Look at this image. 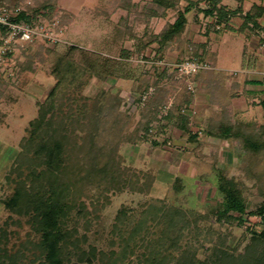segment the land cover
I'll list each match as a JSON object with an SVG mask.
<instances>
[{"label": "rangeland", "instance_id": "rangeland-1", "mask_svg": "<svg viewBox=\"0 0 264 264\" xmlns=\"http://www.w3.org/2000/svg\"><path fill=\"white\" fill-rule=\"evenodd\" d=\"M26 1L27 3L32 1L34 4L40 2ZM57 1L53 17L40 14L36 17L40 18L37 22H43L48 26L53 39L38 36L33 40H18L12 43L11 48L7 50L12 52L8 61L12 63L0 67V230L3 227L7 229L8 239L3 246L12 251L28 239L41 238L40 233L34 230L29 221L31 216L14 211L8 197L15 191L13 178H16V172L11 173V169L22 149L20 140L28 134L29 121L37 115L38 99L45 98L56 82L53 75L56 52L64 50L70 44H76L90 52L97 51L120 57L121 44L115 41L114 35L118 20L125 10L117 8L118 0ZM136 1L144 3L151 0ZM188 1L179 0L178 8H169L165 17L151 19L148 26L144 23L135 24L134 33L137 36L143 35L141 36L143 41H149L152 33L159 32L167 22L174 21L178 9H183ZM253 1L259 0H246L244 10L249 9ZM222 3L232 9L239 5L237 0H222ZM205 5L206 1L202 0L187 13L188 25L183 38L175 40L167 48L165 56L161 58L163 62L158 64L159 67L153 63L159 58L149 60L145 59V56L142 57L145 53L154 56L156 42L142 50L140 54L133 53L128 58L120 59L122 66L135 75L140 73L139 69L145 72L154 70L153 67L158 70L168 67L166 76L168 78L160 80L166 100L158 111V123L164 122L169 110L173 106L176 107L174 104L191 90L186 81L177 74V70H174L179 45L184 47L186 54H190L194 42L209 41L210 50L219 57L218 65L211 64V68L217 71L216 79L219 80L220 88L215 91L220 96L214 91L213 98L211 97L205 87L207 78L200 80L192 91L194 100L190 104L188 126L191 133H197V137L191 138L188 132L176 127H167L163 130L153 127L145 137H141L143 127L139 128L138 134L135 132L148 119L147 101L154 86L152 89L149 87L151 91L143 92L140 81L137 82L134 78L100 80L95 76L82 91L84 95L90 96L91 101L96 96L102 98L107 93L121 95L123 100L118 110L122 117L121 121L111 125L107 115L104 116L96 140L100 144L120 143L119 153L123 166L136 174L130 175L131 179L139 177L141 183L145 181L146 174L154 176L149 190L143 192L132 191L129 188L121 191L110 190L107 191L108 200L101 195V184L97 181L85 187L82 199L91 213L83 216L75 209L71 212L67 224L68 227L77 229L75 235L84 232L87 234V241L82 243L84 248L94 244L106 252H110L111 249L119 251L122 247L121 232L118 230L120 227L126 237L137 229L134 235L138 240L142 235L154 239L168 233L170 237L179 235L181 238L178 249L173 252L175 259L168 263L175 264L176 258L186 247H190V250L195 252V257L202 260L210 257L213 247L217 245L225 247L234 255L247 254L251 250L248 247L252 240V230L261 231L263 228L261 217L257 214L245 215L244 222H240L238 219L220 220L211 212V207L222 199V193L218 188L220 172L237 182L249 208L260 205L264 200L261 193L264 190V153L244 151L239 138H222L215 133H209L208 125L222 117L230 119L231 122L252 121L256 124L263 122L262 93L255 91L248 94L247 80L240 81V78L235 77L231 81L228 77H233L239 71V68L235 71L229 69L234 62L232 54L237 51L236 47H232L237 41L238 52L241 53L244 49L248 51L244 57L246 63L251 59H247V56L253 58L258 55L261 63L258 69L263 76L264 45L257 43L256 35L242 38L231 29H224L218 33L222 34L219 37L211 33V37L206 40L202 35L205 34L207 24L213 22L214 18L205 16L204 12L200 11ZM54 20H58V24L54 25ZM241 22L242 18L239 15L231 19L233 26H239ZM190 23H195L194 27L199 28L197 32L192 31ZM146 27L148 30L144 34ZM134 41L135 38H130L125 41V45L130 46ZM1 49L0 38V51ZM81 53L79 50L75 53V58L80 63L83 61ZM30 61L31 67L25 68L23 64ZM19 62L22 64L19 65ZM169 73H174V78ZM222 75L227 78L221 79ZM83 100L85 99L80 98L78 94V101L75 104L78 111L81 110ZM203 104L207 105L206 108ZM225 104L229 108V115L224 114ZM99 198L100 200L96 202L95 199ZM94 205L99 209L95 211ZM122 210H126L127 215L124 216ZM168 215L177 223L171 226L170 232L167 230ZM142 249L136 248L135 253H130L124 259L119 257L121 263L139 264L138 258L141 257L139 254ZM33 256V252L27 250V258L23 263L30 264ZM84 264H98V261Z\"/></svg>", "mask_w": 264, "mask_h": 264}, {"label": "trees", "instance_id": "trees-1", "mask_svg": "<svg viewBox=\"0 0 264 264\" xmlns=\"http://www.w3.org/2000/svg\"><path fill=\"white\" fill-rule=\"evenodd\" d=\"M201 1L189 0L183 9H178V15L174 21L167 22L159 32L152 33L151 39L145 42L141 37L143 35L137 36L134 33L135 24L144 23L148 26L151 19L165 17L169 8H178L179 0H151L144 3L136 0H118L117 8L125 10L118 20L114 35L115 41L121 44L120 57L97 51L90 52L76 44H70L64 50L56 52L53 66L56 82L45 98L38 99L37 115L29 121L28 134L20 140L22 149L16 156L11 169V173L16 172V178H13L15 191L8 197L14 211L31 216L29 221L34 230L40 233L41 238L28 239L12 251L7 246H3L8 239V232L4 227L1 228L0 264H24L27 250H31L34 254L30 264L34 262H37L36 264H84L85 262L93 263L94 260H97L98 264H122L119 257L126 258L130 253H135L136 248H143L139 254L141 256L138 258L139 264H168L175 259L173 252L179 247L181 239L179 235L170 237V234L164 233L163 236L154 239H148L142 235L138 240L134 235L137 229L133 230L132 235L126 237L120 227L118 230L121 232V249L119 251L111 249L110 252H106L98 249L94 244L84 248L82 243L87 241V234L84 232L81 235H75L77 229L68 227L67 224L71 212L75 209L83 216L91 213L85 200L82 199L88 184L96 181L101 184V195L108 200L107 191H121L129 188L132 191L143 192L149 190L154 180V176L150 174H146L145 181L141 183L139 177L131 179L130 175L136 174L129 172L128 168L123 166L119 153L120 143L100 144L96 140L104 116L107 115L111 125L121 121L122 117L118 110L123 99L118 93H107L102 98L96 96L91 101L90 96L84 95L82 91L93 77L96 76L100 80L134 78L137 82L140 81L143 92H149V87L154 86L152 95L147 101L148 119L143 126L140 125L135 130L138 134L139 128L143 127L141 137H145L153 127L161 130L176 127L188 132L191 138L197 137V133H191L188 126L191 115L190 104L194 100L193 90H188V94H184L185 97L174 104L176 107L173 106L169 110L165 116L166 121L158 123V111L166 100L160 80L168 78L166 77L168 67L160 70L153 67L154 70L145 72L139 69L140 73L135 75L122 66L120 59L128 58L133 53L140 54L153 42L157 44L156 48L153 47L154 56L145 53L142 57L145 56L144 58L149 60L164 57L167 48L175 40L183 38L188 25L187 13ZM205 1L207 5L200 11L204 12L205 16L214 18L213 22L207 24L205 31L207 36L210 31L234 29L246 38L252 35L258 36L259 43L264 45V23L261 21L264 17V0L253 1L247 10L243 7L246 0H237L239 5L233 9L223 4L222 0ZM0 4L8 6L24 4V9L12 19L32 21L40 19L36 18L38 14L53 17L58 1L40 0L34 4L32 1L27 3L26 0H0ZM235 15L242 18L238 27L231 24V19ZM147 30L146 27L144 34ZM130 38H135L136 41L126 46L125 41ZM193 45L194 48L190 54H186L184 47L179 45L180 49L176 55L177 63L186 59H196L207 61L212 65L216 64V54L210 50L209 41L194 42ZM77 50L83 55L81 63L75 58ZM247 52V49L243 50L244 57L248 54ZM5 56L11 57L12 52H5ZM248 58L252 57L248 56ZM153 63L159 67L155 61ZM21 64L19 62V65ZM31 64L30 61L23 65L29 68ZM244 64L249 66L245 61ZM174 70L176 71L177 67ZM169 75L174 78V73ZM216 75L217 71L214 68H203L193 75L196 87L200 80L207 78L205 87L212 98V92L220 88ZM261 82L264 84V79ZM78 94L80 98L85 99L80 111L75 105ZM262 95L261 104L264 106V89ZM223 111L224 114H230L226 104ZM208 132L222 138H239L244 151L264 153V120L256 124L252 121L231 122L230 119L222 117L209 123ZM218 188L222 193V199L211 207V212L218 219H238L244 222L245 215L257 214L261 217L263 228L261 231L252 230V240L248 247L251 250L247 254L234 255L225 247L217 245L213 247L210 257L202 260L195 257V252L191 251L190 247H186L185 251L176 258L175 264H264V200L255 208H249L247 199L237 182L226 177L223 172H220ZM261 193L264 195V190ZM95 200L98 202L100 198ZM98 209L99 207L94 205V210ZM122 213L124 216L127 215L126 210H122ZM170 216L168 215L167 219L168 232L171 226L177 224ZM87 224H89L88 221Z\"/></svg>", "mask_w": 264, "mask_h": 264}, {"label": "built area", "instance_id": "built-area-1", "mask_svg": "<svg viewBox=\"0 0 264 264\" xmlns=\"http://www.w3.org/2000/svg\"><path fill=\"white\" fill-rule=\"evenodd\" d=\"M23 9L24 4H17L14 6L0 4V38L2 46L0 51V67L12 63V61L10 63L8 62L11 57L5 56V52L11 48L12 43L18 40H33L38 36H43L50 40L53 39L50 35L51 31L48 26L43 22H37L40 20L17 21L12 19L14 15H17ZM58 22V20H54L53 23L56 25ZM159 62L161 64L163 59L158 60L156 63L159 64ZM176 67L177 74L186 81L189 89L194 90L196 87V81L194 80L193 75H195L200 69L211 68L212 66L207 61L186 59L176 63Z\"/></svg>", "mask_w": 264, "mask_h": 264}, {"label": "crops", "instance_id": "crops-1", "mask_svg": "<svg viewBox=\"0 0 264 264\" xmlns=\"http://www.w3.org/2000/svg\"><path fill=\"white\" fill-rule=\"evenodd\" d=\"M263 19H264V17L262 18V23H264V21H263ZM241 24V23H240ZM239 24V25H240ZM200 23L198 24V26L200 27ZM233 25V24H232ZM190 26H191V29L193 28V32L195 33V32H197L196 30H198L199 28L198 27H194V26H196L195 25V23L194 24H191L190 23ZM234 27H238V25H234ZM224 29H226V28H224ZM227 30V29H226ZM223 31V30H222ZM222 31H220V32H222ZM233 32H237L238 34H240L241 35V37L242 38H244L245 36H243L241 33H239L237 30H232ZM220 32H215V31H210V34H209V36H207L206 34H203L202 36H204L205 38H206V40H208V38H210L211 37V33H214V34H216V35H218V37L219 36H221L222 34H218V33H220ZM239 35V36H240ZM234 36V35H233ZM254 43V42H253ZM257 43H259V41L257 42ZM256 44V43H255ZM236 47V52H235V49H234V54H232V56H233V66L231 67V68H229V69H233L234 71H235V69H237L238 70V68H239V71H237L236 72V75H234L233 77L232 76H229L228 77V79H230L231 81L232 80H234L235 79V77L236 78H240L239 80L241 81H246L247 80V89H246V92L248 93V94H250V93H252V92H255V91H259V92H263V89H264V84L261 82L263 79H264V76H262L261 75V71H259V64H261L260 63V60H259V57H255V56H253V58H251L250 59V62L248 63L247 62V64H249V66L247 67V66H244L245 64H244V55H243V50H242V52L240 53V52H238V41H237V44H235L232 48H235ZM216 53H217V51H216ZM240 54V55H239ZM262 54L264 55V49L262 50ZM230 59H231V57H230ZM247 59H249L248 58V56H247ZM218 60H219V57H218V54L216 55V64L218 65ZM251 66H254V67H251ZM222 78H227V77H225V75L223 76L222 75V77H221V79ZM246 78V79H245ZM248 96V95H247ZM206 99V98H205ZM201 105V104H200ZM203 106L206 108V106L207 105H205V104H203Z\"/></svg>", "mask_w": 264, "mask_h": 264}]
</instances>
